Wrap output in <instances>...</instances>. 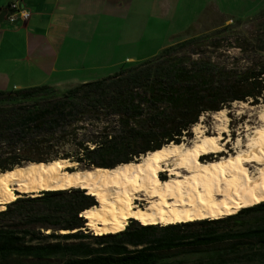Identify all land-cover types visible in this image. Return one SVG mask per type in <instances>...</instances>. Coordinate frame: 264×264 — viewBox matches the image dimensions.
<instances>
[{
  "label": "trees",
  "instance_id": "obj_1",
  "mask_svg": "<svg viewBox=\"0 0 264 264\" xmlns=\"http://www.w3.org/2000/svg\"><path fill=\"white\" fill-rule=\"evenodd\" d=\"M242 23L66 88L0 89V172L62 158L113 168L192 138L206 113L263 103L264 21L253 40L236 31ZM232 43L239 52L231 56ZM97 204L80 187L23 193L0 211V264H264V200L220 218L167 225L131 218L106 234L87 231L82 215Z\"/></svg>",
  "mask_w": 264,
  "mask_h": 264
},
{
  "label": "bare ground",
  "instance_id": "obj_2",
  "mask_svg": "<svg viewBox=\"0 0 264 264\" xmlns=\"http://www.w3.org/2000/svg\"><path fill=\"white\" fill-rule=\"evenodd\" d=\"M261 109L263 124L249 136L247 148L239 142L240 150L228 157L214 154L227 151L230 138H223V131L228 127H219L211 137L197 123L199 135L192 145L170 143L113 168L62 158L0 172V211L23 193L80 187L98 201L82 212L95 234L122 231L131 218L167 225L233 214L264 200V105ZM160 171H168L169 178L158 181ZM136 199L145 200L144 206Z\"/></svg>",
  "mask_w": 264,
  "mask_h": 264
},
{
  "label": "rangeland",
  "instance_id": "obj_3",
  "mask_svg": "<svg viewBox=\"0 0 264 264\" xmlns=\"http://www.w3.org/2000/svg\"><path fill=\"white\" fill-rule=\"evenodd\" d=\"M87 4L88 24L82 34L81 53L87 57L88 65L80 67L76 76L88 80L115 73L130 61L126 57L135 61L150 58L158 54L161 47L233 20L243 21L236 26V31L253 40L264 21V0H87ZM233 45H228V55L238 54L239 49ZM243 102L225 107L224 114L212 112L200 118L198 123L211 137L218 133L219 127H228L223 131V138H230L224 147L227 151L214 154L236 155L241 148L239 142L246 149L249 136L262 126L260 112L264 102ZM192 134V138L186 137L183 141L188 146L199 135L195 126ZM218 148L224 149L221 145ZM169 176L168 171L156 173L158 181ZM138 200V204L144 206L145 200ZM87 231L94 233L90 228Z\"/></svg>",
  "mask_w": 264,
  "mask_h": 264
},
{
  "label": "crops",
  "instance_id": "obj_4",
  "mask_svg": "<svg viewBox=\"0 0 264 264\" xmlns=\"http://www.w3.org/2000/svg\"><path fill=\"white\" fill-rule=\"evenodd\" d=\"M12 1L0 0V10L8 14ZM19 1L32 15L27 21L10 23L6 14L0 21V89L40 84L66 88L87 81L76 76L80 67L88 65L81 53L87 0Z\"/></svg>",
  "mask_w": 264,
  "mask_h": 264
},
{
  "label": "built area",
  "instance_id": "obj_5",
  "mask_svg": "<svg viewBox=\"0 0 264 264\" xmlns=\"http://www.w3.org/2000/svg\"><path fill=\"white\" fill-rule=\"evenodd\" d=\"M32 15L31 10L19 0H14L9 4L7 20L10 23H15L18 20L27 21Z\"/></svg>",
  "mask_w": 264,
  "mask_h": 264
},
{
  "label": "water",
  "instance_id": "obj_6",
  "mask_svg": "<svg viewBox=\"0 0 264 264\" xmlns=\"http://www.w3.org/2000/svg\"><path fill=\"white\" fill-rule=\"evenodd\" d=\"M6 14H7V10H3V11L0 10V21L4 19ZM92 167H95V166H92Z\"/></svg>",
  "mask_w": 264,
  "mask_h": 264
}]
</instances>
